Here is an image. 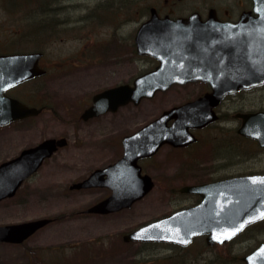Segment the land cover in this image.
Instances as JSON below:
<instances>
[{
    "label": "flooded vegetation",
    "instance_id": "flooded-vegetation-1",
    "mask_svg": "<svg viewBox=\"0 0 264 264\" xmlns=\"http://www.w3.org/2000/svg\"><path fill=\"white\" fill-rule=\"evenodd\" d=\"M99 1L91 7H86L84 10L86 13L76 19V25L91 24L92 26L91 29L81 28L79 30L78 46L75 54L68 57L70 63L66 65L55 67L51 65L53 62L50 59L44 61V52L41 50L18 51L15 43L12 45L5 43L6 41L0 43V55L41 52L37 67L43 72L7 88L4 92L8 97L29 107L40 109L39 113L44 109V105L33 89L29 93L20 90L32 99H26L17 92L25 84L34 82L47 74L50 75L54 69L63 70L61 78L65 77L68 81L67 76L72 74L69 69L71 67L77 69L76 77L80 81L85 77L83 71L91 72L94 80L97 81L89 101L83 104L80 112L71 118V122L82 125L81 127L94 126L92 128L96 137L105 144L99 145L98 148L102 146V149L110 150L120 144L121 152L111 162L102 163L93 168L81 180L96 169L103 171L107 167L110 169L111 166L113 169H108L109 173H115L117 170L123 174L128 173L131 165L115 166L123 156V138L136 132L165 111L187 103H191V107L182 113H187L188 118L185 121H189V126L178 130L181 133L174 138L175 144L161 143L150 155L138 157L136 165L139 166L141 174L149 175V166H152L153 160L161 162L158 166H154L158 167L157 169L162 165H167L168 168L171 166L170 172L173 174L177 172L186 175L222 172L229 167V157L237 158L241 155L243 148L240 146L243 141L254 143L260 152L264 150L257 140L242 133L245 125L247 126L245 131L258 130L259 123L248 115L264 112V81L261 83L258 81L261 76H264V70H261V68L264 69V54H260V43L264 46V0H197V4L187 3L188 0H158V5L142 0L143 4H146L144 7H133L132 0H104L101 4L103 7H101L98 5ZM66 5L67 0H44L42 8L31 7L33 14L37 13V9L39 10L38 18L43 23L45 37L58 30L67 31L66 26L71 21L74 22L73 17H69L71 13L67 12ZM101 21H106V25L104 22L100 24ZM143 23H149L153 29L163 28L167 31L212 30L211 32L218 37V41L210 40L206 42L209 43V47H202L193 46V42L175 40V38L154 40V32L143 33L141 41L147 43L154 41L156 45L152 53H141L136 44V35ZM94 24L105 27L106 32L102 33L104 37H100V26H94ZM166 34L174 36V33ZM52 42L55 41L52 40ZM153 71L159 75L192 79L175 82L166 89H159L150 98H142L136 104L129 101L118 106L114 111L100 113L87 119L82 117L84 110L91 105L93 95L119 85L131 86L134 79ZM45 84L47 85L48 82L45 81ZM222 88L226 90L222 91ZM156 96H162L161 101L165 106L155 116L131 130L126 131L124 127L120 128L121 131L118 130L120 132L116 131L121 124H129L132 108L143 105L144 102ZM182 113L176 116L177 119L176 117L167 119L166 127L174 125ZM36 115L12 121L0 128L11 126L13 123ZM120 121L123 122L120 123ZM117 135L119 136L118 143L115 139ZM229 138L235 147L229 146ZM68 144L66 138V144L62 148H66ZM232 148H234V155L229 156L228 153L232 151ZM167 157L169 159H166ZM63 165L65 169L70 166L66 162H63ZM254 173L264 174V171H250L183 183L175 190L166 191L170 197L177 198L175 206L179 207L172 211L194 205L201 199L196 194L181 191L184 186L205 183L231 175ZM105 179L106 173H103L99 180L104 181ZM72 184L68 186L71 190L104 191L106 194L99 197L96 202L110 193V189L105 185L70 188ZM171 191H177V194L171 195L169 193ZM86 209L82 210L80 215L104 217L115 213H91ZM144 244L156 245L157 243Z\"/></svg>",
    "mask_w": 264,
    "mask_h": 264
},
{
    "label": "rangeland",
    "instance_id": "rangeland-1",
    "mask_svg": "<svg viewBox=\"0 0 264 264\" xmlns=\"http://www.w3.org/2000/svg\"><path fill=\"white\" fill-rule=\"evenodd\" d=\"M97 1L67 0V12L71 13L69 17H73L74 22L66 26L67 31L58 30L45 37L43 23L38 18L39 10L36 14L31 11L34 6L42 8L44 0H0V43H15L18 51L41 50L44 52V61L50 59L53 62L51 65L55 67L66 65L70 63L68 57L75 54L78 46L79 30L91 29L92 26L76 25V19L86 13V7L93 6ZM103 1L100 0L98 5L103 7ZM144 1L159 4L158 0ZM187 3L197 4V0H188ZM144 4L142 0H132L133 7H144ZM103 22L106 25V21ZM95 25L100 26V37H104L102 33L106 32L105 27ZM69 69L72 74L67 76L68 81L65 77L61 78L63 70L54 69L50 75L21 87L17 92L26 99L32 98L21 91L29 93L33 89L42 100L44 109L36 116L0 128V162L45 138L63 136L69 142L66 148L58 149L45 159L13 197L0 201V225L44 217L52 219L51 223L23 243H0V264H244L241 257L264 241V220L250 226L224 245L208 246L204 237H198L188 247L179 248L169 244L126 242L122 236L139 224L167 215L179 207L175 206L177 198L170 197L166 191L175 190L183 183L264 171V150L260 152L254 143L243 141L241 155L229 157L226 170L211 174H173L170 172L171 166L162 165L157 169L154 166L161 162L153 160L149 171L145 169L153 182L146 196L129 208L104 217L82 216V210L106 193L96 189L71 190L69 184L81 180L96 166L114 160L121 148L119 144L110 150L102 149L105 144L96 137L92 128L94 126L81 127L71 122V118L89 101L97 81L87 71H83L85 77L80 81L76 77L77 69ZM161 97L156 96L132 108L129 124H121L116 131L124 127L126 131L131 130L155 116L165 106ZM117 138L118 135L115 138L118 143ZM228 142L229 146L235 147L230 138ZM233 149L228 150L229 156L234 155ZM66 158L68 160L65 161ZM63 162L70 166L65 169ZM169 193L174 195L177 191Z\"/></svg>",
    "mask_w": 264,
    "mask_h": 264
},
{
    "label": "water",
    "instance_id": "water-1",
    "mask_svg": "<svg viewBox=\"0 0 264 264\" xmlns=\"http://www.w3.org/2000/svg\"><path fill=\"white\" fill-rule=\"evenodd\" d=\"M211 31L201 29L167 31L163 28L153 29L149 23H143L137 31L136 44L139 52L152 53L156 43L154 41L147 43L141 39L143 33L154 32V40L175 38V40L193 42V46L209 47V43L206 42L218 41V37ZM166 33H174V36ZM263 48V44L260 43L261 55L264 54ZM40 56L41 52L0 55V125L35 115L40 111L4 93L7 88L43 72L37 67ZM261 70L264 69L261 68ZM191 79L159 75L156 71L147 73L134 79L131 86L119 85L95 94L91 105L84 110L82 117L87 119L100 113L114 111L118 106L129 101L136 104L142 98L151 97L159 89H166L175 82H185ZM258 81L263 82L264 76H261ZM225 90L226 88H222V91ZM189 107L191 103L173 107L123 138V156L115 166L131 165L128 173L123 174L118 170L115 173H109V167L103 171L96 169L85 179L70 186V188H86L105 185L112 190L108 197L87 208V212L104 214L128 208L152 189L151 177L140 173L136 160L138 157L147 156L156 151L161 143L175 144L174 138L181 133L178 130L189 126V121H185L188 118L187 113H182ZM179 113L182 114L178 117V121L166 127L165 121L176 117ZM248 117L257 120L258 130L245 131L247 128L245 125L242 133L254 137L259 145L264 147V112L248 115ZM65 144V137L45 138L0 162V200L13 196L21 183L37 171L43 160ZM111 167L109 170L113 169ZM103 173H106V179L100 181ZM181 191L197 194L201 200L195 205L140 224L130 232L123 234V240L126 242H167L185 247L192 242L195 236L206 234L205 242L208 246H212L230 241L248 225L264 218V174L239 175L203 184L187 185L181 188ZM49 221L50 219L45 217L2 224L0 225V242L22 243ZM241 259L245 264H264V241L243 255Z\"/></svg>",
    "mask_w": 264,
    "mask_h": 264
},
{
    "label": "trees",
    "instance_id": "trees-1",
    "mask_svg": "<svg viewBox=\"0 0 264 264\" xmlns=\"http://www.w3.org/2000/svg\"><path fill=\"white\" fill-rule=\"evenodd\" d=\"M222 245H224V244H222ZM53 264H57V263L55 262V263H53ZM196 264H202V263H196Z\"/></svg>",
    "mask_w": 264,
    "mask_h": 264
},
{
    "label": "snow or ice",
    "instance_id": "snow-or-ice-1",
    "mask_svg": "<svg viewBox=\"0 0 264 264\" xmlns=\"http://www.w3.org/2000/svg\"><path fill=\"white\" fill-rule=\"evenodd\" d=\"M242 227V226H241ZM219 239V237H217Z\"/></svg>",
    "mask_w": 264,
    "mask_h": 264
}]
</instances>
